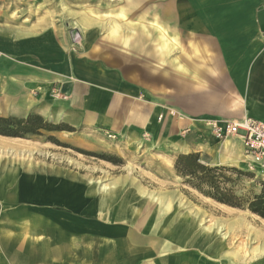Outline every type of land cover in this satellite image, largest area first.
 Returning a JSON list of instances; mask_svg holds the SVG:
<instances>
[{"label":"crops","instance_id":"obj_1","mask_svg":"<svg viewBox=\"0 0 264 264\" xmlns=\"http://www.w3.org/2000/svg\"><path fill=\"white\" fill-rule=\"evenodd\" d=\"M123 3L127 12H131L129 9L131 4H139L134 0H124ZM148 4L150 11L156 13L149 21L148 35L141 31L145 26L138 25L135 29L137 33L127 41L126 39L120 41L116 27L112 28L113 35L103 36V43L110 42L114 50L122 52L128 58L117 53L116 75L109 71L108 66L114 68V65L111 62L106 63L111 57L106 50H101L99 58L87 56L82 64L84 71L79 74L75 71V61L72 63L71 60L83 59L84 56L63 54L67 49L61 47L57 31L50 26L37 34L25 31H17L12 35L1 33L0 53L4 52L5 56H0V71H7L8 87L13 90L18 86L21 92L31 90L33 95V91L40 88L37 85L44 83L50 84L48 94L54 86L70 94L66 100L54 98L49 106L43 102L36 106L29 99L25 104L21 103L20 107H9L5 114L22 112L26 113L23 116H27L29 115L27 113L36 109L41 116L34 113L44 120L46 118L54 120L50 117L52 115L56 120L72 125L98 127L118 134L126 130L127 138H133V134H136L140 139L145 131L152 133L155 131V138L160 143L166 142L173 147L174 141L177 140L173 138L174 130H179V126L182 134L186 128L198 134L199 130L194 129L199 125L196 124L197 119L239 121L248 117L264 123V33L260 30L257 19L260 11L264 14V0H148ZM83 23L89 25L83 30L85 33H82L86 50L91 48V39L94 40L102 33H98L99 26H96V21L91 24ZM80 26L78 28L81 31ZM176 29L181 33V40L174 34ZM63 34L64 39L71 40L72 45L68 30L63 31ZM155 37L159 38V45H163L166 50L180 49L179 57L187 61L188 74L177 78L169 62L172 59L169 58V61L167 59L168 54L162 60L163 65L160 66L159 61L156 62ZM146 44H149L148 48H145ZM194 44L202 51L203 60L194 55L192 51ZM10 58L12 61L15 60L14 64ZM146 60L151 64L156 62L153 69ZM192 60L198 65V69L195 67L192 69ZM98 62H101L100 66L97 65ZM131 69L133 78L130 77ZM202 73L205 76L201 78ZM71 78L74 82L69 83ZM126 106L137 115L134 119L135 126H123ZM148 113H156V119L150 127H146ZM0 114L4 113L0 110ZM176 115L181 117L182 121L176 119ZM157 116L162 117L159 119ZM220 147L228 150L239 148L242 154V144L237 138H228L223 143L209 148L192 141L187 143V150L181 152L199 153L207 149L213 159L218 158L220 163H225L222 162V155H218ZM229 159L236 160L237 164L243 163L240 155ZM21 175L20 181H25L22 173ZM32 176L33 180L39 179V205L22 202L27 205L14 208L10 202L5 209H0V227L18 231L25 226L33 229L37 227V233H27L28 237L24 232L21 241L15 243L14 233L11 236L6 230V245H0L2 264H202L201 260L194 256L127 259L126 242H119L114 234L112 237L103 234L112 230L108 229L110 227L100 228L108 223H99L93 220L95 218L86 220V217H77L76 213L68 209L50 208L53 204L51 202L56 204L58 199L63 198L59 197L60 190L57 189L68 188L67 191L74 192L72 196L78 197L79 192L90 190L92 186L88 188L89 184L71 178L58 179L54 176L47 177L45 174ZM50 186L54 188V196L51 200L49 198L50 204L46 205L41 203L43 200L46 201L41 198L43 195L41 188L47 189ZM2 188L3 197L0 194V202L12 200L13 195L17 194L12 184H6ZM119 198L123 199L120 195ZM36 206L37 215L21 223L13 221L14 218L11 217L13 210ZM48 219L51 220L49 225L46 224ZM78 219L83 222H79ZM61 220L79 226L77 230L69 226L62 227L58 224ZM92 222L99 225L97 236L90 233L93 231L91 228L95 227L90 226ZM112 223L116 225L112 226L113 228L126 233L125 226ZM32 238L37 241H31ZM131 243L129 242V246L133 247Z\"/></svg>","mask_w":264,"mask_h":264},{"label":"rangeland","instance_id":"obj_2","mask_svg":"<svg viewBox=\"0 0 264 264\" xmlns=\"http://www.w3.org/2000/svg\"><path fill=\"white\" fill-rule=\"evenodd\" d=\"M123 1L124 0H0V34L5 33L7 35H12L16 34L17 31L37 34L39 31H43L50 26L54 31H57L61 47L64 46L67 49V52H63V54L84 56L83 59L71 60L72 63L75 61V71L79 74L81 71H84L82 64L86 61L84 59H87V56L99 58V56H101V50H106L111 56L106 63L111 62V64L114 65V68L107 65L110 67V70L107 66L106 69L111 71L112 75H116V56L119 52L114 50L113 46H110V42L103 43V36L113 35L112 28L116 27L118 34H120V41L122 39H126L127 41L128 38H131L132 35L137 33L135 29L138 25H144L145 27L141 28V31L144 35H148L149 21L151 17L154 15L156 16L154 11H150L148 0H138L139 2L134 0L139 3L138 8L134 10V12H136L134 14L136 15L126 11ZM87 12H93L94 14L90 15ZM94 21H96V26H99L98 33H102V35L99 37L97 35L94 40L91 37V48L85 50L86 43L82 38V33L85 27L89 25H85L83 22L91 24ZM159 24L163 26V24ZM79 26L81 27V31L78 28ZM65 30H68V35L71 36L72 45L71 40L67 41L64 39L63 31ZM174 34H177L181 40V33H179L177 29ZM158 39V37H155L154 43V45H157L155 48L157 50L156 62L159 61V65H163L164 63L162 60L166 58V54H168L167 59L168 61L169 58L172 59L169 62L175 72V76L180 78L188 74L189 69L187 68V61L179 57L181 55L180 49L169 48L166 50L163 45H159ZM144 46L148 48L149 44ZM192 46L194 55L203 60V54L198 45L194 44ZM183 50L186 52L184 47ZM165 51H167V53ZM119 54L126 58V55L122 52ZM1 55L5 56L4 52H1L0 56ZM10 61L12 64L15 63V60L12 61L11 58ZM146 61L153 69L156 62L151 64L149 60ZM191 63L192 69H194V67L198 69V65H196L193 60ZM97 65L100 66L101 62H98ZM129 72L130 77L133 78V69ZM6 73L7 71H0V104H8L5 96H9L11 99L8 105L16 108L18 106L20 107L21 103L25 104L29 99H31L36 106L41 102L49 106L56 97L59 100H66L70 97L69 93L63 92L58 86H54L48 94L50 84L44 83H39L37 85L40 88L39 90L33 91V95H31V90L21 92L22 90L18 86L14 87L12 90V88L6 85L8 81ZM203 76H205L204 73H202L201 78ZM37 86L35 85V87ZM125 109L126 115L123 126H135L134 119L137 115L135 112L134 114L131 112L129 106H126ZM34 112L38 113L36 109ZM34 112L27 114L36 115ZM5 115H15L14 117L16 118H26L29 116H23L26 115V113L19 112L0 114V117H7ZM50 117L54 120L50 121V119L46 117L45 120L42 119L52 126H57L59 128L57 131L41 130L37 135H28L23 138L0 136V172L3 171L0 173V194L3 189L2 187L6 184H12L17 192L16 195H13L12 200L0 202L1 210L5 209L10 202L13 203L10 205H13L14 208L27 205L22 202H33L39 205V179L34 178L33 180V174H45L47 177L54 176L58 179L71 178L80 180L85 184H89L90 187L88 188L92 186L91 189L93 191L86 190L83 193L79 192V196L75 197L71 195L74 192L70 193L67 191L68 188L63 187L57 189L60 190L59 197L63 198L58 199L56 204H54L55 202H51L53 204H51L50 208L61 210L68 209L76 213L75 216L77 217H86L87 220V218L91 216V218H95L93 220H97L99 223H108L107 225H102V227L100 226V228L105 229L106 227H110L108 229L112 230L107 233H105V231L103 234H108L110 237L114 234L116 238L118 237L117 240H119V242H126L127 259H164L166 257L182 258L184 256H186V258H191L194 256L199 258L202 264L205 261V259H203L205 256H202L201 250L198 251L199 249L197 247H188L184 248L183 251L180 246L175 244L176 242L174 239L167 238L169 234L165 235L169 217L174 210L173 208L176 206H180L179 210L185 207L199 209L212 217H220L223 212H229L246 217L247 222L253 224L257 228L261 225L264 226V220L252 214L247 209L232 208L219 204L188 187L174 171L176 157L180 154H188L181 152L187 150V143L195 141V144L197 143L209 148L215 144H221L224 141L212 140L210 136L201 132L197 134L191 131L190 133L182 134L181 126H179V130H174L175 135H173V138L175 137L177 140L174 141L173 147L166 142L160 143L159 140L155 138V131L153 133L145 131L140 139L137 138L136 134H133V138H127L128 136L125 137L126 130H122L118 134V132L98 127L72 125L67 122L56 120L55 116L51 115ZM161 117L162 116H157L159 119H161ZM155 119L156 113H148V123L146 127H150ZM176 119L182 121L181 117L177 115ZM192 124L195 125V123ZM194 129L199 130L198 127ZM198 154L200 155V160L209 166L235 168L243 173L240 177L229 174L234 180L233 185L238 196L251 198L260 194L262 185H264L263 171L259 169L249 170L239 148L234 147L233 149L231 148L224 151V149L220 147L218 150V155H222V157L225 156L227 159L240 155L243 163L240 162L239 164H231L228 162L220 163L218 158H212L207 149H203V151ZM19 169L24 171L20 172ZM21 173L26 183L25 181H20ZM101 185H106L112 190V194L106 197V202L102 207L99 205L101 198L104 196ZM41 189L43 194L41 198L46 199V201L43 200L41 203H45L46 205L50 204L48 201L49 198L50 200L53 199L54 188L50 186L47 189L43 187ZM119 195L123 199L119 198ZM1 196L3 197V194H1ZM85 201L94 206L86 213L78 209L79 205ZM37 208L38 206L13 210L11 217L14 218L13 221L15 223H21L29 217L37 215ZM143 208L145 212H143ZM95 211L98 212V214L95 213ZM152 213H154L153 216L151 215ZM78 220L79 222H83L81 219ZM50 221L51 220L48 219L46 224L49 225ZM112 222L120 223L122 226H125L127 229L126 233L113 228L112 226L116 225ZM58 224L62 227L69 226L76 230L77 226H79L73 222L70 223L63 220ZM90 226L95 227L91 228L93 231L89 232L91 234L94 233L95 236L99 235V225L93 223L90 224ZM6 230L8 233L10 232L11 236L12 233H14L13 238L17 242L19 240L21 241L24 232L26 236H28L27 233H37V227L33 229L32 227L26 228L25 226L18 231L1 226L0 245H6ZM131 232H133V234H131ZM131 235H134L132 240L130 237ZM129 242H132L134 246L130 247ZM254 246L255 245H252V247ZM191 251L193 252L191 253ZM223 257L224 254H222V258ZM263 263L264 258L262 256L250 259L248 262V264ZM0 264L2 263L0 262Z\"/></svg>","mask_w":264,"mask_h":264},{"label":"bare ground","instance_id":"obj_3","mask_svg":"<svg viewBox=\"0 0 264 264\" xmlns=\"http://www.w3.org/2000/svg\"><path fill=\"white\" fill-rule=\"evenodd\" d=\"M137 8L138 4H131L129 7L133 15H136L134 14L136 13L134 10ZM72 79L73 78H71L69 83L72 81L74 82ZM5 99L8 101V104L11 102L9 101L11 100L9 96H5ZM56 100L59 99L56 97ZM8 104L5 103L0 105V110L4 114L10 107ZM227 150V148H224V151ZM222 158V162L225 161L232 164H237L236 160L227 159L225 157ZM101 190L104 196L100 200V207H102V205H104L106 202V197H109L112 194V190L106 185H101ZM93 207V205L85 201L79 205L78 209L86 213L89 212ZM179 207L180 206L178 205L173 208L174 210L169 217L165 235L169 234L167 238L174 239L176 242L175 244L180 246L182 250L188 247H197L199 249L198 251L201 250L202 256H205L203 257V259H205L203 264H248L250 259L260 256L264 258V226L261 225L259 228H257L253 224L248 223L246 217L235 215L229 212H223L220 217H212L208 213L200 211L199 209L185 207L184 209L179 210ZM135 211L133 212L137 213ZM143 212H145V209ZM95 213L98 214L96 211ZM151 215L153 216L154 213ZM130 237L131 240L134 238L133 236ZM32 240L35 242L37 241V239L34 240L33 238L31 241ZM252 245L255 246L252 247ZM31 248L33 247L31 246ZM192 252L193 251H191V253ZM222 254H224L223 258Z\"/></svg>","mask_w":264,"mask_h":264},{"label":"trees","instance_id":"obj_4","mask_svg":"<svg viewBox=\"0 0 264 264\" xmlns=\"http://www.w3.org/2000/svg\"><path fill=\"white\" fill-rule=\"evenodd\" d=\"M58 129L38 115H29L26 118L0 117V136L4 137L23 138L37 135L41 130ZM174 171L185 185L203 196L228 207L245 208L264 220V185L260 194L251 198L238 196L232 176H242L241 171L223 166H209L200 160L198 153L178 155L174 162Z\"/></svg>","mask_w":264,"mask_h":264},{"label":"built area","instance_id":"obj_5","mask_svg":"<svg viewBox=\"0 0 264 264\" xmlns=\"http://www.w3.org/2000/svg\"><path fill=\"white\" fill-rule=\"evenodd\" d=\"M199 132L210 136L216 141L237 138L242 144V155L249 170L264 171V123L244 117L239 121L226 119H197ZM192 129L186 128L185 133Z\"/></svg>","mask_w":264,"mask_h":264},{"label":"water","instance_id":"obj_6","mask_svg":"<svg viewBox=\"0 0 264 264\" xmlns=\"http://www.w3.org/2000/svg\"><path fill=\"white\" fill-rule=\"evenodd\" d=\"M257 19H258L260 30L264 33V14L262 11H260L257 14Z\"/></svg>","mask_w":264,"mask_h":264}]
</instances>
